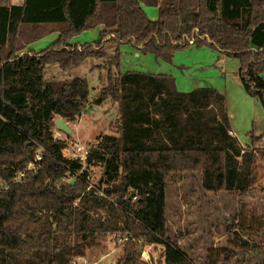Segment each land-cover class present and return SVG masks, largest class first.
Returning <instances> with one entry per match:
<instances>
[{"label": "trees", "instance_id": "obj_1", "mask_svg": "<svg viewBox=\"0 0 264 264\" xmlns=\"http://www.w3.org/2000/svg\"><path fill=\"white\" fill-rule=\"evenodd\" d=\"M143 5L156 7L158 18ZM98 27V43H71ZM51 33L58 39L48 48L26 51ZM191 38L238 59L245 92L264 106V0H0V185L8 184L0 190V264H72L117 233L127 240L116 264H149L135 239L162 246V264H193L168 232V178L196 173L205 192L244 197L264 162L262 136L250 133L242 148L213 88L182 93L168 75L110 73L92 104L117 105L116 135L100 136L84 160L65 158L54 118L75 122L90 103L89 86L83 78L44 79L46 66L65 71L103 59L106 46L131 44L170 62ZM32 163L35 172L12 181ZM95 166L102 177L91 186ZM233 226L237 253L222 250L223 264H264V218L241 210Z\"/></svg>", "mask_w": 264, "mask_h": 264}, {"label": "rangeland", "instance_id": "obj_2", "mask_svg": "<svg viewBox=\"0 0 264 264\" xmlns=\"http://www.w3.org/2000/svg\"><path fill=\"white\" fill-rule=\"evenodd\" d=\"M12 3L18 5L21 0H12ZM143 8L149 19L154 21L158 18L156 7L143 5ZM101 30L98 27L84 31L73 37L71 43L80 46L98 43ZM57 39V33L48 34L29 44L26 51L40 52ZM105 52V58L88 59L69 70H61L57 65H48L44 69L45 81L69 82L74 78H83L89 86L90 103L87 110L75 122H66L71 133L66 134L55 127L52 130L56 138L67 142V148L62 152L65 158H84L86 152L96 146L100 136L116 135L117 105L107 101L98 107L92 104V100L107 85L110 73L117 75L127 72L171 76L175 80L176 90L182 93L206 87L217 90L225 97L229 126L239 145L249 147L252 133L256 137L262 136L259 147L264 148V106L245 92L238 76V59L225 56L208 45L187 46L176 52L170 62L157 59L150 53H142L131 44L106 46ZM262 77L264 79V73ZM60 119L55 116L54 121ZM101 177V167H92L89 184L96 186ZM255 186L246 196L239 197L226 192H205L196 173H174L168 178V232L193 264H223L222 250L237 253L231 246V234L227 229L234 227L233 222L241 210L244 214L264 218V162H260L258 167ZM125 240L126 235L121 233L102 236L98 245L87 249L83 257L73 258L72 264H116L123 255ZM134 241L140 246L142 262L143 254H147L149 264L163 263L162 246L147 245L140 239Z\"/></svg>", "mask_w": 264, "mask_h": 264}, {"label": "built area", "instance_id": "obj_3", "mask_svg": "<svg viewBox=\"0 0 264 264\" xmlns=\"http://www.w3.org/2000/svg\"><path fill=\"white\" fill-rule=\"evenodd\" d=\"M193 43H194V41H193V39L191 38V39H188V44H190V45H193ZM228 134L230 135V136H232V137H234V134H233V132L230 130L229 132H228ZM86 154H87V152H86ZM86 154H85V156H86ZM85 156H84V158H79L80 160H84L85 159ZM41 159V154L40 153H38L37 155H36V159H35V161H39ZM37 163H32V164H29L28 166H27V168L25 169V170H23V171H21V172H19L18 174H17V176L12 180L13 182H17V181H19L22 177H24V175L26 174V172H35L36 171V169H37ZM8 188V184L7 183H5V182H3V183H1V185H0V190L1 189H7ZM144 256H143V260L144 261H148V256H146L147 254H143Z\"/></svg>", "mask_w": 264, "mask_h": 264}, {"label": "water", "instance_id": "obj_4", "mask_svg": "<svg viewBox=\"0 0 264 264\" xmlns=\"http://www.w3.org/2000/svg\"><path fill=\"white\" fill-rule=\"evenodd\" d=\"M55 128L58 130H61L62 132L66 134L71 133V129L67 126V123L63 119L57 120L55 122ZM133 196H134V192L131 193V197Z\"/></svg>", "mask_w": 264, "mask_h": 264}, {"label": "crops", "instance_id": "obj_5", "mask_svg": "<svg viewBox=\"0 0 264 264\" xmlns=\"http://www.w3.org/2000/svg\"><path fill=\"white\" fill-rule=\"evenodd\" d=\"M230 130L233 132V134H234V137H235V133H234V131L230 128Z\"/></svg>", "mask_w": 264, "mask_h": 264}]
</instances>
